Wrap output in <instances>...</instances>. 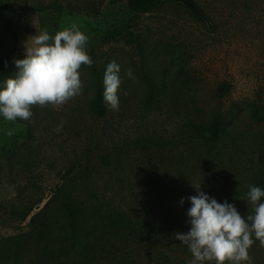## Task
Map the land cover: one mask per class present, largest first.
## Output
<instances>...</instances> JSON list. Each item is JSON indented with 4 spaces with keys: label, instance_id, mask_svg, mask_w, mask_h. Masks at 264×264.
I'll return each mask as SVG.
<instances>
[{
    "label": "rangeland",
    "instance_id": "374dc122",
    "mask_svg": "<svg viewBox=\"0 0 264 264\" xmlns=\"http://www.w3.org/2000/svg\"><path fill=\"white\" fill-rule=\"evenodd\" d=\"M196 1L205 23L176 3L135 15L126 0H12V26L0 16V68L8 54L24 57V42L38 29L53 34L72 23L88 36L92 65L80 69V93L58 108L33 105L29 120H0V241L28 232L34 214L68 193L140 215L162 204L182 214L179 232L190 227V202L179 201L197 194L192 184L252 214L248 185L264 167V121L251 117L253 105L264 108V0ZM112 60L121 68L119 108L101 118L89 110L91 69L104 76ZM129 68L134 78L125 76ZM180 71L191 81L178 78ZM149 75L161 91L152 105L145 101ZM222 84L230 89L218 98ZM218 105L225 133L207 153L189 125L210 121ZM146 138L156 148L143 151ZM30 206L34 212L21 221ZM174 234L128 249L125 264H189L191 253ZM248 252L252 264H264L259 241Z\"/></svg>",
    "mask_w": 264,
    "mask_h": 264
},
{
    "label": "trees",
    "instance_id": "16d2710c",
    "mask_svg": "<svg viewBox=\"0 0 264 264\" xmlns=\"http://www.w3.org/2000/svg\"><path fill=\"white\" fill-rule=\"evenodd\" d=\"M129 10L135 15L148 14L168 3H176L187 9L198 21L206 22L208 17L196 0H126ZM12 0H0V16L12 26ZM62 6L55 4L54 10ZM55 34V33H53ZM12 54L5 57V65L0 68V80L7 78L15 68ZM94 95L89 102V110L104 118L111 110L103 101V74L95 67L91 69ZM184 82L191 77L186 71L177 73ZM146 105H152L161 93L155 78L146 76ZM230 87L222 84L217 97L222 98ZM251 117L257 123L264 121V108L253 105ZM3 117L0 116V120ZM21 119H17L20 122ZM226 117L218 105L213 118L208 122H192L189 129L194 139L202 143L207 153L217 149L224 137ZM143 151L156 148L153 138L140 142ZM253 185L264 189V167L255 177ZM264 199V198H262ZM51 198L45 206L34 214L29 222V231L0 241V264H21L28 258L33 264H125L124 253L130 248H138L164 236H171L184 227L182 214L162 204L148 206L144 212L134 214L110 202L89 203L74 195L62 196L59 205L53 207ZM34 212L30 206L21 212V221Z\"/></svg>",
    "mask_w": 264,
    "mask_h": 264
},
{
    "label": "clouds",
    "instance_id": "9594fccd",
    "mask_svg": "<svg viewBox=\"0 0 264 264\" xmlns=\"http://www.w3.org/2000/svg\"><path fill=\"white\" fill-rule=\"evenodd\" d=\"M87 41L88 36L75 23L62 25L55 34L38 29L30 35L24 42V57L13 61L17 71L0 80V116L6 121L29 120L33 105L58 108L77 96L82 88L80 69L92 65ZM120 71L115 60L104 71L103 101L108 110L119 108ZM125 76L134 78L133 70L129 68ZM63 124L56 126L57 133ZM12 134L14 129H8L7 135ZM192 186L197 194L179 201L181 205L185 199L190 202L186 213L190 227L174 234L191 253L189 264H252L249 248L255 241L264 247V189L248 185L252 214L242 216L235 204L218 202L202 185Z\"/></svg>",
    "mask_w": 264,
    "mask_h": 264
}]
</instances>
